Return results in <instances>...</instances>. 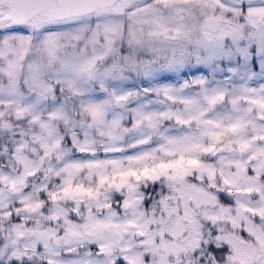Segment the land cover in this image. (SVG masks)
I'll list each match as a JSON object with an SVG mask.
<instances>
[{
    "label": "snow or ice",
    "instance_id": "6c2138e0",
    "mask_svg": "<svg viewBox=\"0 0 264 264\" xmlns=\"http://www.w3.org/2000/svg\"><path fill=\"white\" fill-rule=\"evenodd\" d=\"M0 264H264V0H0Z\"/></svg>",
    "mask_w": 264,
    "mask_h": 264
}]
</instances>
